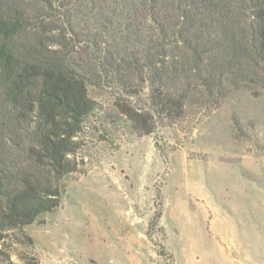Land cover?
I'll list each match as a JSON object with an SVG mask.
<instances>
[{
  "label": "trees",
  "instance_id": "trees-1",
  "mask_svg": "<svg viewBox=\"0 0 264 264\" xmlns=\"http://www.w3.org/2000/svg\"><path fill=\"white\" fill-rule=\"evenodd\" d=\"M228 81L264 87V0H0V264H39L24 227L81 170L90 85L140 135Z\"/></svg>",
  "mask_w": 264,
  "mask_h": 264
},
{
  "label": "rangeland",
  "instance_id": "rangeland-1",
  "mask_svg": "<svg viewBox=\"0 0 264 264\" xmlns=\"http://www.w3.org/2000/svg\"><path fill=\"white\" fill-rule=\"evenodd\" d=\"M212 87L140 135L102 121L112 93L88 87L103 109L80 134L81 170L24 227L39 264H264V87Z\"/></svg>",
  "mask_w": 264,
  "mask_h": 264
}]
</instances>
